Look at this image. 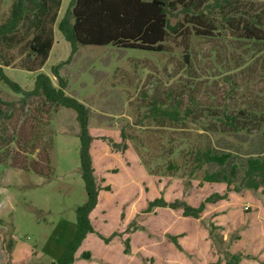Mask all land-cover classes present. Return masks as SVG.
Returning a JSON list of instances; mask_svg holds the SVG:
<instances>
[{
	"label": "rangeland",
	"instance_id": "rangeland-1",
	"mask_svg": "<svg viewBox=\"0 0 264 264\" xmlns=\"http://www.w3.org/2000/svg\"><path fill=\"white\" fill-rule=\"evenodd\" d=\"M69 2L62 0L57 22ZM10 3L0 4L1 17ZM53 30L54 44L41 72L56 85L51 67L65 61L71 47L56 25ZM167 51L78 46L60 69L66 94L90 108L96 181L110 187L99 193L90 214L94 233L84 239L72 264H225L230 254L241 255L239 264H264V183L257 191L241 184L246 159L264 155L261 132L205 133L201 128L208 120L197 113L177 125L163 122L184 131H161L144 118L151 99L168 92L191 111L198 106L234 109L253 96L249 90H231L225 79L236 52L222 39L195 38L189 51L175 42L167 44ZM4 73L22 88H33L36 73L14 68ZM20 100L0 82V264H52L73 237L75 208L86 199L78 125L70 109L41 97L23 105ZM170 139L184 153L190 146L231 152L226 172L236 165L233 183L200 185L205 172L220 167L208 164L192 173L191 157L185 162L183 154L166 155ZM123 142L124 152L112 147ZM168 160L177 166L173 173L166 171ZM211 194L225 199L207 203L198 219L184 217L180 208L147 210L155 198L197 207ZM100 237L110 238L109 243ZM11 239L14 247L8 251ZM84 252L90 259L81 257Z\"/></svg>",
	"mask_w": 264,
	"mask_h": 264
},
{
	"label": "trees",
	"instance_id": "trees-1",
	"mask_svg": "<svg viewBox=\"0 0 264 264\" xmlns=\"http://www.w3.org/2000/svg\"><path fill=\"white\" fill-rule=\"evenodd\" d=\"M2 2L0 0V4ZM61 4L62 0H11L7 15L0 16V82L11 92L21 96L22 105L29 99L41 97L51 106L64 107L75 113L78 125L79 170L86 199L75 208L73 237L52 263L72 264L83 240L94 233L90 214L98 204L99 192L109 191L110 187H100L96 181L91 156V144L95 138L89 131L90 108L66 94L67 81L60 75V69L70 62L78 46L111 45L122 49L165 53L168 52L167 44L173 42L189 51L193 38L222 39L226 47L236 52L233 55V64L227 70L231 75L225 79L232 86L231 90H249L253 96L245 97L243 103L234 109L198 106L191 111L188 108L182 109L181 97L168 92L164 98L151 99L146 106L149 114L144 118H150L154 122L152 126L161 131H184L176 125L184 123L189 116L197 113L198 117L208 120L201 128L205 133L260 131L264 136V1L70 0L57 22ZM55 25L71 47L68 58L51 67L56 85L48 75L41 72L54 44ZM188 53L184 56L185 62H188ZM229 56L230 61L231 55ZM5 68L36 73L33 88L26 90L12 81L4 73ZM191 103L195 104L194 101ZM165 119L176 125L166 126L163 123ZM121 139L124 142L127 139L124 131L121 132ZM124 142L112 144V147L124 152L128 147ZM168 143V157L180 153L185 156V162L192 158V173L208 164L220 167L215 172H205L200 185L226 183L229 187L233 183L236 165L232 164L229 172H226V166L233 158L231 152L190 146L184 153L174 139H170ZM52 144L49 141L48 148L51 149ZM176 170V164L168 160L166 171L173 173ZM243 172L241 184L247 189L257 191L264 183V155L248 157ZM222 199L225 196L211 194L197 207H192L186 202H167L160 197L150 201L147 210L154 207L180 208L184 217L198 219L207 203ZM209 235L214 239L211 230ZM100 238L105 243L110 241V238ZM125 244L128 249V238ZM12 247L14 242L11 239L7 250L12 251ZM81 257L88 260L90 253L84 252ZM240 261V254H230L225 258V264H239Z\"/></svg>",
	"mask_w": 264,
	"mask_h": 264
},
{
	"label": "crops",
	"instance_id": "crops-1",
	"mask_svg": "<svg viewBox=\"0 0 264 264\" xmlns=\"http://www.w3.org/2000/svg\"><path fill=\"white\" fill-rule=\"evenodd\" d=\"M94 142H95V139L93 140V142H92V144H91V151H92V149H93V143H94ZM91 156H92V159H93V154H92V152H91ZM93 163H94V159H93ZM93 165H94V164H93ZM94 168H95V167H94ZM99 193H100V192H99ZM98 203H99V196H98ZM97 206H98V204H97ZM97 206H96V207H97ZM94 210H95V209H94ZM94 210H93V211H94ZM93 211H92V212H93ZM86 237H87V236H86ZM83 241H84V240H83Z\"/></svg>",
	"mask_w": 264,
	"mask_h": 264
}]
</instances>
